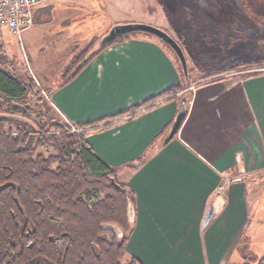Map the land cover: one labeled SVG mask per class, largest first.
Masks as SVG:
<instances>
[{
	"label": "crops",
	"instance_id": "1",
	"mask_svg": "<svg viewBox=\"0 0 264 264\" xmlns=\"http://www.w3.org/2000/svg\"><path fill=\"white\" fill-rule=\"evenodd\" d=\"M44 8L33 9V22L37 11L50 14ZM254 70L211 76L144 106L180 85L181 75L159 43L128 37L52 90L53 106L72 125L111 119L86 140L132 191L129 257L141 264L243 263L236 247L259 220L250 206L264 179V70ZM182 98L186 115L164 144ZM215 191L222 208L201 230Z\"/></svg>",
	"mask_w": 264,
	"mask_h": 264
},
{
	"label": "trees",
	"instance_id": "2",
	"mask_svg": "<svg viewBox=\"0 0 264 264\" xmlns=\"http://www.w3.org/2000/svg\"><path fill=\"white\" fill-rule=\"evenodd\" d=\"M140 34L149 35L134 32L113 42ZM110 44L73 60L62 83ZM31 92L39 93L32 80L0 67V115L20 117L0 119V264H141L133 256L121 261L132 228V191L86 140L89 130L107 127L111 119L76 124L78 132L54 119L39 125L18 105ZM44 146L56 154L35 153ZM237 247L245 264L248 241Z\"/></svg>",
	"mask_w": 264,
	"mask_h": 264
},
{
	"label": "rangeland",
	"instance_id": "3",
	"mask_svg": "<svg viewBox=\"0 0 264 264\" xmlns=\"http://www.w3.org/2000/svg\"><path fill=\"white\" fill-rule=\"evenodd\" d=\"M41 7L50 14H39ZM38 11L33 25L20 38L0 24V67L34 82V91L39 93H29L26 102L18 105L26 107L29 118L39 125L54 119L73 131L74 124L56 110L50 94L73 70L71 62L96 51L99 39L116 23H144L172 36L186 57L187 78L168 45L153 35H139L153 39L174 56L181 75L180 85L185 84L184 87L233 71L264 70V1L43 0ZM243 74L237 72L236 76ZM75 129L73 132L79 131ZM35 153L46 157L56 154L50 146L37 148ZM262 182L264 179L255 184L256 205L250 206V212L254 208L259 220L245 234V239L250 237L252 242L251 252L244 253L245 264H258L264 257ZM238 250L236 247L239 253ZM128 258L124 253L121 261Z\"/></svg>",
	"mask_w": 264,
	"mask_h": 264
},
{
	"label": "water",
	"instance_id": "4",
	"mask_svg": "<svg viewBox=\"0 0 264 264\" xmlns=\"http://www.w3.org/2000/svg\"><path fill=\"white\" fill-rule=\"evenodd\" d=\"M134 32H141V33H147L149 35H153L154 37L158 38L166 45H168L174 51L181 66V70L184 77L185 78L188 77L187 60L181 46L172 36H170L167 32H165L160 28L148 24L136 23V22L116 23L112 25L110 29L99 39L98 47L99 48L104 47L107 44H110L113 41H115L117 38ZM185 115H186L185 98H182L181 107L176 112L174 120L169 130L163 138L164 144L167 143L170 139H172L173 136L177 133ZM1 118H20V117L14 115H0V119ZM223 202L224 200L220 191H215L213 195H211V197L208 199V202L206 204L201 219V223H200L201 230H204L212 222V220L218 215L220 209L222 208Z\"/></svg>",
	"mask_w": 264,
	"mask_h": 264
},
{
	"label": "built area",
	"instance_id": "5",
	"mask_svg": "<svg viewBox=\"0 0 264 264\" xmlns=\"http://www.w3.org/2000/svg\"><path fill=\"white\" fill-rule=\"evenodd\" d=\"M43 0H0V24L20 38L33 23V9ZM63 116V115H62ZM63 118H65L63 116ZM72 130L76 129L72 127Z\"/></svg>",
	"mask_w": 264,
	"mask_h": 264
}]
</instances>
